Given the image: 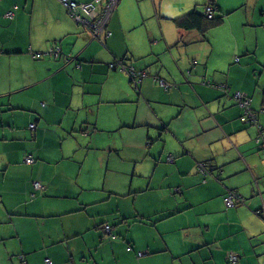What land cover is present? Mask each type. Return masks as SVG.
<instances>
[{"label":"crops","instance_id":"0c3cea01","mask_svg":"<svg viewBox=\"0 0 264 264\" xmlns=\"http://www.w3.org/2000/svg\"><path fill=\"white\" fill-rule=\"evenodd\" d=\"M197 1L121 0L105 47L59 0H0V264H264V152L233 97L264 109V0H214L224 40L178 26Z\"/></svg>","mask_w":264,"mask_h":264},{"label":"trees","instance_id":"16d2710c","mask_svg":"<svg viewBox=\"0 0 264 264\" xmlns=\"http://www.w3.org/2000/svg\"><path fill=\"white\" fill-rule=\"evenodd\" d=\"M73 1H76L78 3H83V2L86 3V2H92V1H95V0H86V1L73 0ZM108 2H109V0H100L98 3H96L97 10L100 13L104 12L105 7L108 4ZM120 2H121V0H119L117 6L114 8L113 13L118 8ZM60 3L67 9L69 15L74 20L73 16L71 15V11L69 10V8L67 6H65L62 2H60ZM207 7H211L212 10H213L211 17H209V15H208ZM16 8H17V6H14L8 11H13L14 14H15V9ZM219 11H220V7H219L218 3H216L214 0H210V3L206 5L205 12H201V11H198V10H193V11H190V12L184 14L183 16L175 18V21H176V23L178 24L179 27H183L185 29H199V30L203 29L204 30L205 26L208 28V27L217 26V25L222 23L224 16L222 14H218L217 12H219ZM113 13L111 14V17L113 15ZM13 17H14V15H13ZM111 17H110V19H111ZM110 19L108 20V22H107V24L105 26L104 34H102L100 37H97V36L94 35V31H93V29L90 26L88 27V26H86V25H84L82 23H78L75 20L74 21L77 24L82 25L92 35V37L94 39L100 41L105 47H107L106 39L109 38L112 35V31L108 28ZM203 35H206V34H203ZM60 53H61V47H58V45L50 48L49 52H48V54L55 55V56L59 55ZM43 54L44 53L38 52L36 55L39 57V56H41ZM239 61H240V57H235L234 62H239ZM194 63L196 64L197 61H195ZM109 66H110L111 69H119L120 71L127 72L129 74V76H130L131 81L135 84V86L137 88H140L141 82L149 75L144 70H139V69H137L136 67H134L132 65H128L122 59H116V61H114L113 63H110ZM156 78H157V81L159 83V86L161 84V81H165L168 84L167 88H165V89H161L160 88L161 91H170L175 86L177 87V85L175 83L169 82L166 79H164L163 77L157 76ZM204 83L209 84L211 86H216L214 83H211L209 80H204ZM220 87L222 88V90H223V92L225 94H227L229 92V87H227L226 85H222ZM237 93H240L241 95H243L242 96L243 99L239 98L237 96ZM233 97H234L235 103L238 104L242 108V114L240 116L241 121L244 124H250V125L256 126L257 128L259 127V129H258L259 133H258V136L256 137L255 140H256V143L258 144V147L262 150V152H264V133H263V128L258 123V118H259L258 117V113L259 112H264V109H262L259 112L254 110L252 108V105H251V97H249V95L247 93H244L243 91H240V90L236 91V92L234 91ZM32 124H35V123H32ZM31 128L32 129L36 128V124H35V127H31ZM28 156H30V155H28ZM31 156L33 157V161H35L34 156L33 155H31ZM200 163H202V165L205 167V169L208 170V172H202V173L205 176H208L210 170L206 167L205 162H200ZM43 189H44V185H43ZM230 191H233V192H236V193L238 192L236 189H230L227 193H229ZM238 193L241 195L240 202L237 203L233 207H228L226 205L228 208H234V207L244 203V196L240 192H238ZM225 195H224V197H225ZM224 202H225V198H224ZM107 225L110 226V236L112 238V235H114L112 233L113 232L112 226H111V224L106 223L104 225L105 231H106V226ZM115 238H116V235H115ZM142 255H139V256H142ZM230 256L231 257H235V258H233V260L237 259V257L234 254H230Z\"/></svg>","mask_w":264,"mask_h":264},{"label":"built area","instance_id":"2783aa9c","mask_svg":"<svg viewBox=\"0 0 264 264\" xmlns=\"http://www.w3.org/2000/svg\"><path fill=\"white\" fill-rule=\"evenodd\" d=\"M100 0H95L92 2H86V3H78L73 0H60L65 6L69 8L71 11V15L73 16L74 20L78 23H82L86 26H90L93 31L94 35L97 37H100L105 32V26L108 22V20L111 17V14L114 11V8L117 6L119 0H109L108 4L105 7L104 12L100 13L96 8V3H98ZM212 8L207 7V12L209 17L212 16ZM7 16L13 17L14 12L8 11L6 13ZM161 89H165L168 87V84L165 81H161L160 84ZM237 96L241 99L243 95L240 93H237ZM31 127H35V124H31ZM26 162L32 163L33 157L27 156ZM199 169L202 172H208V170L205 169V167L202 165V163L199 164ZM34 186L37 190H42L43 185L40 181H35ZM225 203L228 207H233L241 200V195L237 192L230 191L225 195ZM106 232L110 234V226H106ZM112 238H115V235H112ZM143 253L140 252L139 255H142ZM46 264H53V261L50 258H46Z\"/></svg>","mask_w":264,"mask_h":264},{"label":"rangeland","instance_id":"374dc122","mask_svg":"<svg viewBox=\"0 0 264 264\" xmlns=\"http://www.w3.org/2000/svg\"><path fill=\"white\" fill-rule=\"evenodd\" d=\"M207 0H200V1H197L198 4H200V10H203V4H205ZM225 27H227V25H224V24H221L219 26H214V27H211L210 29V32H209V35H211L213 32L215 31H218V33L214 36V39L215 38H219V39H225L226 36H227V31L225 29ZM221 29V30H220ZM222 46L224 45V43L221 44ZM143 171H145V169H142ZM146 172V171H145ZM176 187L173 188V190L175 189Z\"/></svg>","mask_w":264,"mask_h":264},{"label":"flooded vegetation","instance_id":"af4514ba","mask_svg":"<svg viewBox=\"0 0 264 264\" xmlns=\"http://www.w3.org/2000/svg\"><path fill=\"white\" fill-rule=\"evenodd\" d=\"M201 171V170H200Z\"/></svg>","mask_w":264,"mask_h":264}]
</instances>
